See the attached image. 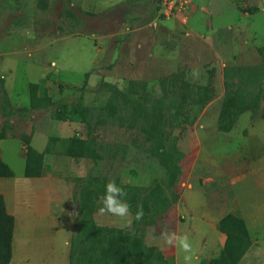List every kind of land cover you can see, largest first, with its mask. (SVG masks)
I'll use <instances>...</instances> for the list:
<instances>
[{"label":"rangeland","instance_id":"374dc122","mask_svg":"<svg viewBox=\"0 0 264 264\" xmlns=\"http://www.w3.org/2000/svg\"><path fill=\"white\" fill-rule=\"evenodd\" d=\"M124 1L114 4L107 17L102 12L105 0H0V136L12 131L38 151L48 143L51 156L45 174L62 197L52 192L47 216L35 214L25 203L29 227L17 257L22 264H71V259L73 264L79 221L84 231L74 264H175L174 247L161 239V230L181 233L189 220L182 194L199 184V122L216 121V129L229 132L237 130L244 115H249V123L264 121V0L243 5L257 9L258 18L243 24L258 28L252 40L237 33L231 36L233 49H216L229 60L223 71L220 68L219 79L211 65L207 67L212 76L201 78L200 67L204 58L210 60L212 50L200 47L192 53L195 63L187 75L180 71L181 64L168 79L155 62L165 56L161 53L149 66L151 46L169 49L186 38L168 27L151 26L143 34L133 31L156 17L166 19L158 13L160 0H151L143 12L135 10L134 0ZM126 8L134 18L125 19ZM138 44L142 47L135 49ZM238 91L244 94L238 97ZM42 95L53 106L36 108ZM80 96L85 97L91 138L100 157L96 163L69 155L71 141L87 137L75 112ZM209 103L213 106L204 111ZM161 142L174 145L173 183L158 153ZM16 145L0 141V148L7 146L4 157L15 173L11 183L28 186L34 182L24 177L25 160ZM89 175L90 189L81 204L78 179ZM112 179L125 189L131 206L123 218L97 213L98 197ZM138 205L143 206L141 220L135 218ZM197 227L209 233L207 226ZM254 257L253 264H264V255Z\"/></svg>","mask_w":264,"mask_h":264},{"label":"crops","instance_id":"0c3cea01","mask_svg":"<svg viewBox=\"0 0 264 264\" xmlns=\"http://www.w3.org/2000/svg\"><path fill=\"white\" fill-rule=\"evenodd\" d=\"M150 1L134 0L135 10L143 12L150 8ZM114 4L121 5L120 0H105L103 3L102 12L107 13V17ZM127 10L129 9L126 8L125 19L134 18ZM158 13L160 14V9ZM245 14L247 13H242L234 0H194L186 13L163 21L156 17L133 31L143 34L149 32L151 26L168 27L178 33V36L186 38L180 44L175 42L169 49L162 44L151 46L148 53L149 66L156 62L158 68L163 67L168 79L174 77L170 72L173 70L174 74L181 64L182 74L190 73L188 67L195 63L192 53L197 47L206 51L212 50L208 55L210 60L206 61L208 57L204 58L205 62L200 67L203 72L201 78L212 76L213 72L207 67L211 65L216 67L219 79L220 68L223 71L229 60L217 55L216 49H233L235 46L232 35L237 37L238 33L252 40L255 32H258V28L254 31L253 27L243 25L253 18H258L254 16L258 14H247L248 17ZM131 31L129 28L126 30ZM164 40L169 39L165 37ZM142 41L144 45L147 38L143 37ZM141 47L142 44H138L135 49ZM159 53L165 56L156 57L157 60L153 63V57ZM211 106L212 103L206 104L203 110L208 111ZM248 117L249 115H244L236 125L237 130L229 132L216 129V121L205 120L198 124V147L195 155L199 184L189 186L183 191V206L188 211L189 220L182 224V232L178 233H187L192 240L197 253L196 264H221L218 255L222 252L226 254L230 264H253L255 255H264L260 253L264 248V121L249 123L251 121H247ZM12 123L13 121L9 122V126H12ZM0 141L17 144L16 152L25 160L26 168L27 149L29 146L33 147L32 144L25 146L23 138L15 136L12 131L0 136ZM48 147L47 143L42 151L34 149L43 153ZM6 149L7 146L0 148V157L12 169L4 157ZM50 154L51 152L44 156L42 177L26 178L24 175L26 180H33L31 185L11 183L15 176L0 178V195L4 197L8 213L15 217L13 256L10 264H22L20 257H17L23 251L24 236L29 227L24 217L25 203L29 204L35 214L47 216L50 214L51 200L54 197L52 192H56V198H62L57 188L49 183L48 174H45L46 159ZM28 212L31 213L30 210ZM198 224L207 226L209 233L203 234L199 231ZM70 242H66L69 247ZM206 248L210 251H206ZM70 255L71 250L69 259ZM184 255L180 249L174 247L171 258L175 264H184Z\"/></svg>","mask_w":264,"mask_h":264},{"label":"trees","instance_id":"16d2710c","mask_svg":"<svg viewBox=\"0 0 264 264\" xmlns=\"http://www.w3.org/2000/svg\"><path fill=\"white\" fill-rule=\"evenodd\" d=\"M248 0H238L236 3L242 13H247L250 15L255 14L257 9L253 7H244L243 5ZM264 52V49H261ZM244 91H238V97H241ZM53 101L46 95L40 96L36 100V108H44L53 106ZM75 112L80 116L83 125L87 131L86 139H73L71 141V149L69 155L76 159H89L95 163L100 160L95 148V141L91 138V125L89 117L86 111L85 97L80 96L76 102ZM50 153L47 149L45 152L41 153L36 151L33 147H28L27 149V159L25 168L26 178H40L44 175V156ZM158 153L161 157L163 165L167 169L169 181L173 183L174 178L177 173V167L173 166L171 163L174 156V145L167 146L164 142L160 143V148ZM15 176L14 171L1 159L0 157V178H13ZM92 175L87 178H79L80 190L77 196L78 200L82 202L86 199V193L90 189V183L92 180ZM85 207H81L79 218L82 219L83 211ZM79 231L77 236L73 240V264L77 253L79 252V244L82 239V233L84 231V224L79 221ZM15 230V217L10 215L6 209L5 200L2 195H0V264H10L13 256V234ZM112 255V251L109 252V256ZM221 264H230L227 256L224 252L220 255ZM72 264V259H71Z\"/></svg>","mask_w":264,"mask_h":264},{"label":"clouds","instance_id":"9594fccd","mask_svg":"<svg viewBox=\"0 0 264 264\" xmlns=\"http://www.w3.org/2000/svg\"><path fill=\"white\" fill-rule=\"evenodd\" d=\"M126 197L127 192L125 189L118 185L114 179L109 180L105 185V191L98 197L99 207L97 208V213L101 216L111 214L121 218L128 216L131 206L127 202ZM143 215V206L138 205L135 218L141 220ZM161 239L168 246L176 247L185 254L183 257L184 264H196V249L187 233L177 234L164 228L161 230Z\"/></svg>","mask_w":264,"mask_h":264},{"label":"built area","instance_id":"2783aa9c","mask_svg":"<svg viewBox=\"0 0 264 264\" xmlns=\"http://www.w3.org/2000/svg\"><path fill=\"white\" fill-rule=\"evenodd\" d=\"M194 0H160V16L170 19L177 14L186 13Z\"/></svg>","mask_w":264,"mask_h":264}]
</instances>
